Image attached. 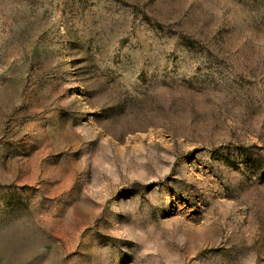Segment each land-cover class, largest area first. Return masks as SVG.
I'll return each mask as SVG.
<instances>
[{
  "label": "rangeland",
  "instance_id": "obj_1",
  "mask_svg": "<svg viewBox=\"0 0 264 264\" xmlns=\"http://www.w3.org/2000/svg\"><path fill=\"white\" fill-rule=\"evenodd\" d=\"M0 264H264V0H0Z\"/></svg>",
  "mask_w": 264,
  "mask_h": 264
}]
</instances>
